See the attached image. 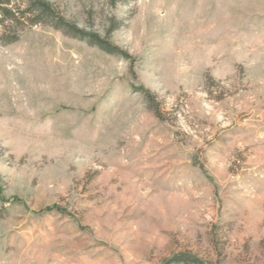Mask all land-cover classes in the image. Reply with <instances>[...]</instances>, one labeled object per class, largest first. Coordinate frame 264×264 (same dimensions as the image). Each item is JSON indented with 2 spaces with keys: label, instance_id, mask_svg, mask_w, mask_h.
<instances>
[{
  "label": "rangeland",
  "instance_id": "1",
  "mask_svg": "<svg viewBox=\"0 0 264 264\" xmlns=\"http://www.w3.org/2000/svg\"><path fill=\"white\" fill-rule=\"evenodd\" d=\"M49 1L122 53L0 41V264H264V0Z\"/></svg>",
  "mask_w": 264,
  "mask_h": 264
},
{
  "label": "trees",
  "instance_id": "2",
  "mask_svg": "<svg viewBox=\"0 0 264 264\" xmlns=\"http://www.w3.org/2000/svg\"><path fill=\"white\" fill-rule=\"evenodd\" d=\"M20 1L21 3H17L16 0H0V41L2 43L9 44L17 41L20 29L25 26L50 24L65 33L87 39L108 53H122L109 39L115 28L109 30L106 37H102L99 33L89 32L66 19L49 0Z\"/></svg>",
  "mask_w": 264,
  "mask_h": 264
}]
</instances>
